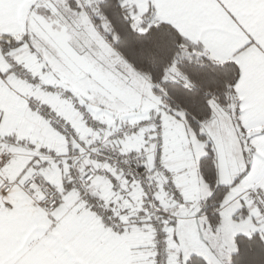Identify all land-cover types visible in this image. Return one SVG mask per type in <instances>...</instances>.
Instances as JSON below:
<instances>
[{
  "label": "snow or ice",
  "instance_id": "6c2138e0",
  "mask_svg": "<svg viewBox=\"0 0 264 264\" xmlns=\"http://www.w3.org/2000/svg\"><path fill=\"white\" fill-rule=\"evenodd\" d=\"M0 264H264V0H0Z\"/></svg>",
  "mask_w": 264,
  "mask_h": 264
}]
</instances>
